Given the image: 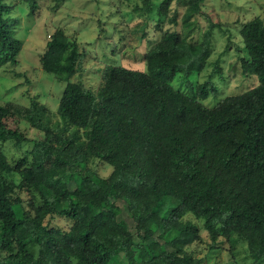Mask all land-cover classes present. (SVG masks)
<instances>
[{
	"label": "trees",
	"instance_id": "16d2710c",
	"mask_svg": "<svg viewBox=\"0 0 264 264\" xmlns=\"http://www.w3.org/2000/svg\"><path fill=\"white\" fill-rule=\"evenodd\" d=\"M126 1L132 14L157 17L160 54L146 58L145 70L106 65L90 89L73 80L85 53L57 28L40 64L65 82L62 125L29 139L6 122L17 117L11 102H0V143L33 144L12 163L0 146V264H202L188 251L202 232L211 250L236 259L244 249L264 264V20L240 28V66L258 84L209 106L203 100L217 91L220 60L197 96L172 84L209 65L212 29L191 40L207 0ZM175 2L185 9L183 31L171 30ZM23 5L31 15L38 0H0V67L18 64L24 43L14 13ZM99 164L117 180L101 177ZM56 218L68 229L51 227Z\"/></svg>",
	"mask_w": 264,
	"mask_h": 264
},
{
	"label": "rangeland",
	"instance_id": "374dc122",
	"mask_svg": "<svg viewBox=\"0 0 264 264\" xmlns=\"http://www.w3.org/2000/svg\"><path fill=\"white\" fill-rule=\"evenodd\" d=\"M134 2L141 4V0ZM204 11V17L198 15L193 21L197 27H193L194 36L191 40L205 39L206 32L212 29L209 65L203 72L186 69L176 76L172 84L191 96H197L198 84L208 79L213 64L220 60L223 74L215 77L218 80L217 91L203 100L205 104L214 106L221 99L243 93L258 84L257 77L244 75L240 66V57L245 55L240 28L255 16L264 20V0H207ZM175 12H178V25H173L171 30L183 31L185 9L175 2L172 4L171 16ZM137 15L132 14L126 0H38V7L31 15L29 6L17 7L14 16L19 19L16 21L17 37L24 43L23 50L17 56L16 66L0 67V102H11V109L17 115L14 120L8 119L7 124L21 129L29 139L41 138L44 130L62 125L56 110L65 82L45 73L40 64L46 43L57 28L63 29L70 38L76 40L80 50L85 53L73 80L83 82L90 89L97 88L100 70L106 65L125 64L133 69L145 70L146 58L160 54V45L156 42L161 36L156 34L154 27L157 19L155 14L148 16L150 19ZM143 32L146 35L141 40ZM1 145L11 163L33 148L30 142ZM96 170L101 177L112 182L118 178V174H114L112 168L105 164H99ZM121 219L135 232L130 216L124 213ZM185 219L201 227V222L193 216L187 215ZM68 225L69 221L62 218L51 222V227L65 230ZM201 236L204 241L195 242L188 251L201 259L202 264L254 263L253 256L246 250L243 249L234 259L227 251L211 250L206 232H202Z\"/></svg>",
	"mask_w": 264,
	"mask_h": 264
}]
</instances>
